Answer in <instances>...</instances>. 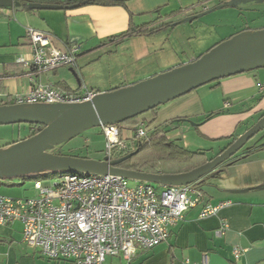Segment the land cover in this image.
<instances>
[{"label": "crops", "instance_id": "1", "mask_svg": "<svg viewBox=\"0 0 264 264\" xmlns=\"http://www.w3.org/2000/svg\"><path fill=\"white\" fill-rule=\"evenodd\" d=\"M45 5V0L0 5L2 109L35 107L16 104L18 97L30 91L31 78L64 91L78 92L84 86L104 93L189 63L233 35L264 30V0H127L123 6L77 8ZM212 9L221 10L217 24L211 21L213 15L207 22H181ZM163 24L169 26L147 33ZM236 24L240 25L238 32L219 36L218 27ZM27 27L49 34L58 49L79 46L75 67L31 73L19 62L31 57ZM127 31L129 35L120 37ZM263 115L264 68L203 85L143 114L139 121L146 125V137L160 132L167 141L203 152L211 160ZM120 134L131 147L133 130L125 127ZM238 156L239 160L220 168L219 174L203 177L194 185L202 197L170 227L165 242L139 251L133 264H200L204 254L209 264H231L234 248L243 250L240 264H264V142L239 151ZM155 187L159 190L162 185ZM225 201L230 205L216 215L199 218L205 206ZM223 222L227 230L216 235ZM0 264L69 263L49 260L38 249L29 248L22 241L21 224L14 222L0 225Z\"/></svg>", "mask_w": 264, "mask_h": 264}, {"label": "built area", "instance_id": "2", "mask_svg": "<svg viewBox=\"0 0 264 264\" xmlns=\"http://www.w3.org/2000/svg\"><path fill=\"white\" fill-rule=\"evenodd\" d=\"M25 37L31 57L19 62L31 73L75 67L79 46L58 49L49 34L30 27L25 29ZM30 80V91L16 99L19 106L81 104L99 94L84 86L71 92ZM101 133L109 161L130 150L116 125L102 127ZM145 136L143 126L135 129L134 138ZM131 181L134 180L110 174L63 172L50 185L36 180L32 198L0 195V225L19 222L23 243L38 249L49 260L108 264L106 259L112 258L119 264H133L139 251L151 250L168 239L170 227L202 197V191L193 184L162 186L158 190L152 183ZM229 205L228 201L207 205L199 218L216 215ZM227 228L228 224L223 222L216 235H222ZM242 253L243 250L234 248L231 264H240ZM200 264H209L207 255L202 256Z\"/></svg>", "mask_w": 264, "mask_h": 264}, {"label": "water", "instance_id": "3", "mask_svg": "<svg viewBox=\"0 0 264 264\" xmlns=\"http://www.w3.org/2000/svg\"><path fill=\"white\" fill-rule=\"evenodd\" d=\"M0 5L15 6L12 0H0ZM220 8V7H218ZM212 10L190 16L181 22L199 19ZM264 30L248 33L251 44L235 43L244 34L235 35L216 45L199 58L155 75L131 86L99 93L81 104L35 105L33 109L0 108V126L28 124L43 128L24 141L0 151V181L42 170L59 169L63 173L116 175L134 181H146L162 186L192 185L235 156L244 145L264 129V115L221 153L205 164L180 174H150L118 168L128 158L101 161L49 153L55 145L91 128L119 125L133 117L179 98L213 81L264 68ZM68 136L56 142L64 135Z\"/></svg>", "mask_w": 264, "mask_h": 264}, {"label": "trees", "instance_id": "4", "mask_svg": "<svg viewBox=\"0 0 264 264\" xmlns=\"http://www.w3.org/2000/svg\"><path fill=\"white\" fill-rule=\"evenodd\" d=\"M126 1L127 0H45V4H46L45 7L46 8H57V7L77 8L85 5L123 6ZM168 26H169L168 24H163L157 28L147 31V33L153 34ZM129 34L130 32L127 31L121 34L120 37ZM138 34H141V32H139ZM157 108L149 112H154ZM141 116L133 117L119 125H116L119 132L125 127H130L133 130V133L135 132V129L139 126L146 127V125H144L139 121V118ZM30 127H31L30 137L38 133L43 128V126L41 125H31ZM235 139L236 138L233 137L231 143H233ZM131 141H133V145H131L130 150L125 151L122 155L118 157L121 158L128 156L126 160L116 165L118 168L150 173V174L171 175V174H180V173L188 172L198 166L205 164L210 160L206 158L205 153L203 152L188 151L174 143L167 141L166 138L162 136L160 132H154L151 135H148L147 137L145 136L144 138H138V139L134 138V134H133ZM231 143H229V145ZM238 153L235 156H233L230 160L225 162L223 165H221L219 168H217L215 171L205 176L204 178L219 174L220 168L236 160H239L241 156H238ZM52 154H56V153H52ZM56 155H62V154L57 153ZM17 177H23V175ZM13 178H4L3 180L5 179L9 180ZM198 182L194 183L193 185H196Z\"/></svg>", "mask_w": 264, "mask_h": 264}, {"label": "rangeland", "instance_id": "5", "mask_svg": "<svg viewBox=\"0 0 264 264\" xmlns=\"http://www.w3.org/2000/svg\"><path fill=\"white\" fill-rule=\"evenodd\" d=\"M221 10H216L211 12L201 18L198 21L204 20L205 22L212 16L211 21L217 24L218 16L220 15ZM210 21V22H211ZM211 22V23H212ZM251 24V23H248ZM255 25V24H254ZM240 25H233L227 27H218L217 32L219 36L223 33L232 34L238 32ZM215 28V27H214ZM212 29V28H211ZM222 38V37H221ZM223 39V38H222ZM221 40V39H220ZM184 44V51L188 50L187 46ZM188 54V53H186ZM189 55V54H188ZM203 55V54H202ZM31 125L28 124H15V125H3L0 126V149L5 150L9 145L24 141L30 137L31 134ZM150 133L149 135H151ZM264 142V129L257 133L253 138H251L244 147L240 150V153L252 146H257ZM104 138L100 132V128H91L81 132L80 134L69 139L67 142L55 147L51 150H48L49 153H60L65 156H73L79 158H88L92 160L100 161L103 157L105 158V149H104ZM62 171L59 169L56 170H42L39 172H34L30 174L23 175V177H15L13 179H5L0 182V195L10 197V198H32L35 196L36 191L33 188V185L36 180L42 182L45 185H50L54 183L59 174ZM134 181H131L133 183ZM154 186L156 184L153 183ZM115 262L117 259L107 258L106 262Z\"/></svg>", "mask_w": 264, "mask_h": 264}, {"label": "bare ground", "instance_id": "6", "mask_svg": "<svg viewBox=\"0 0 264 264\" xmlns=\"http://www.w3.org/2000/svg\"><path fill=\"white\" fill-rule=\"evenodd\" d=\"M261 37H262V39L264 40V34H262ZM235 43L251 44L252 42L249 41V39H248V35H244L243 37H242V35H241V37H239V38L236 40ZM12 111H14V110H12ZM33 111L40 112L41 110H40V109H33ZM14 112H15V111H14ZM67 136H68L67 134H64V135L60 136V137L56 140V142L65 139Z\"/></svg>", "mask_w": 264, "mask_h": 264}]
</instances>
